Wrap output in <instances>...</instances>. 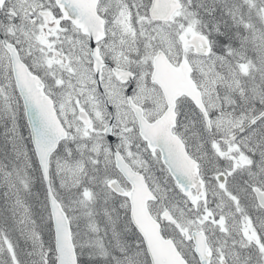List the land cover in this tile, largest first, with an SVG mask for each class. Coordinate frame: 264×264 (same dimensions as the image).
<instances>
[{
  "label": "snow or ice",
  "instance_id": "6c2138e0",
  "mask_svg": "<svg viewBox=\"0 0 264 264\" xmlns=\"http://www.w3.org/2000/svg\"><path fill=\"white\" fill-rule=\"evenodd\" d=\"M0 264H264V0H0Z\"/></svg>",
  "mask_w": 264,
  "mask_h": 264
}]
</instances>
